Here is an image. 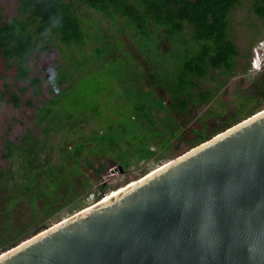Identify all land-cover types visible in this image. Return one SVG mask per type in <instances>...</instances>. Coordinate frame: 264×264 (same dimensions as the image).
<instances>
[{"label": "trees", "instance_id": "obj_1", "mask_svg": "<svg viewBox=\"0 0 264 264\" xmlns=\"http://www.w3.org/2000/svg\"><path fill=\"white\" fill-rule=\"evenodd\" d=\"M245 6L264 26V0H0V114L15 113L0 117V255L110 191L82 167L127 172L264 109V70L236 109L216 103L250 73L254 44L233 33Z\"/></svg>", "mask_w": 264, "mask_h": 264}, {"label": "water", "instance_id": "obj_2", "mask_svg": "<svg viewBox=\"0 0 264 264\" xmlns=\"http://www.w3.org/2000/svg\"><path fill=\"white\" fill-rule=\"evenodd\" d=\"M0 264H264V109Z\"/></svg>", "mask_w": 264, "mask_h": 264}, {"label": "rangeland", "instance_id": "obj_3", "mask_svg": "<svg viewBox=\"0 0 264 264\" xmlns=\"http://www.w3.org/2000/svg\"><path fill=\"white\" fill-rule=\"evenodd\" d=\"M233 30L236 41L239 43L240 47L246 50L250 44H254V47L260 42L264 40V26L259 23V20L250 14L249 8L247 6L241 7L237 11H235L233 15ZM254 74L251 72L247 75H241L235 79H233L229 85L225 88L224 92L217 98L216 103L219 106H222L225 110H230L231 101L234 99L240 100L241 93L248 89L251 80L253 79ZM216 106V105H215ZM216 108V107H211ZM220 108L217 107V111ZM236 109V107H235ZM251 109V108H250ZM7 110V113L0 114V117L4 120H8L10 116L12 117L15 113L12 112L9 107L4 108ZM258 110V109H257ZM256 111V110H255ZM250 112V110H249ZM250 114V113H249ZM213 117L212 119H215ZM191 124L197 126L195 121H192ZM218 125V126H217ZM220 124H216L213 126L214 129H218ZM17 130H13L12 134L15 135ZM187 151L186 146L181 143L174 148L169 156H166V159L160 160L158 162H141L140 164L135 165L127 172H122L116 165L109 164L106 170L102 173L100 177H98L97 172L95 169L90 168L88 166H84L81 169L80 175H78V180H88L89 184L91 185L92 190H96L102 184H108L110 186V191L104 195V197L100 200L102 201L104 198L109 197L107 195L113 194L118 192L123 187L135 182L139 181L144 178L149 173L159 169L160 167L164 166L165 164L169 163L170 161L184 155ZM99 164L96 163L95 167L98 168ZM96 197L93 195H88L84 198L83 209H86L90 206L97 204ZM71 204L67 206L62 212L58 214V216L51 222V227H54L56 224L64 221L75 215L76 213L80 212L74 210L73 212L69 211ZM30 210H26L25 217L29 218Z\"/></svg>", "mask_w": 264, "mask_h": 264}, {"label": "built area", "instance_id": "obj_4", "mask_svg": "<svg viewBox=\"0 0 264 264\" xmlns=\"http://www.w3.org/2000/svg\"><path fill=\"white\" fill-rule=\"evenodd\" d=\"M264 70V40L260 41L253 49L250 72L254 75Z\"/></svg>", "mask_w": 264, "mask_h": 264}, {"label": "bare ground", "instance_id": "obj_5", "mask_svg": "<svg viewBox=\"0 0 264 264\" xmlns=\"http://www.w3.org/2000/svg\"><path fill=\"white\" fill-rule=\"evenodd\" d=\"M134 184H135V182L129 184L127 187H131V186H133ZM127 187H125L124 189L119 190L118 192L113 193V194L110 195L109 197L104 198V199L102 200V202H107V201H109V200L112 199V197H114L117 193H119V192L125 190Z\"/></svg>", "mask_w": 264, "mask_h": 264}, {"label": "flooded vegetation", "instance_id": "obj_6", "mask_svg": "<svg viewBox=\"0 0 264 264\" xmlns=\"http://www.w3.org/2000/svg\"><path fill=\"white\" fill-rule=\"evenodd\" d=\"M118 168L121 169L122 167H118ZM121 171L124 172L123 168L121 169ZM106 194H107V193H106ZM106 194H104V195H106ZM88 195H93V196H95L94 193H89ZM88 195H87V196H88ZM104 195H103V197H104ZM95 197H96V196H95ZM103 197H102V198H103ZM102 198H101V199H102ZM95 202H98V201H95Z\"/></svg>", "mask_w": 264, "mask_h": 264}]
</instances>
